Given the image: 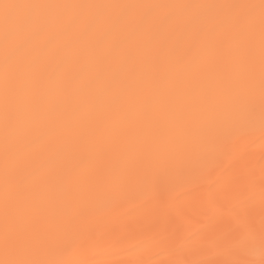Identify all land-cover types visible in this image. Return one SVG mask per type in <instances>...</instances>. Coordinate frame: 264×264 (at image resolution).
<instances>
[{
	"label": "snow or ice",
	"instance_id": "1",
	"mask_svg": "<svg viewBox=\"0 0 264 264\" xmlns=\"http://www.w3.org/2000/svg\"><path fill=\"white\" fill-rule=\"evenodd\" d=\"M240 57L238 105L194 149L146 143L131 122L117 147L99 126L106 115H131L143 89L167 78L161 66L194 84ZM257 124L264 132V0H0V264H85L98 239L112 240L100 251L108 254L128 233L113 239L106 228L98 238L95 225L129 201L122 215L143 218L129 232L144 237L127 251L195 248L207 237L185 234L191 214L168 195L194 175H215L191 190L205 200L208 246L264 264V168L258 193L253 172L217 173ZM42 226L62 259L44 258Z\"/></svg>",
	"mask_w": 264,
	"mask_h": 264
},
{
	"label": "bare ground",
	"instance_id": "2",
	"mask_svg": "<svg viewBox=\"0 0 264 264\" xmlns=\"http://www.w3.org/2000/svg\"><path fill=\"white\" fill-rule=\"evenodd\" d=\"M156 2H170V0H156ZM258 39V36H257ZM259 51L257 48V71ZM245 60L226 58L221 61L213 72L201 78L196 83L178 80L171 74L167 66H161L160 74L168 73L162 84L146 87L141 93L133 113L127 112L119 116L106 115L99 120V126L108 128L117 141L124 138L129 122L135 125L136 132L146 143L161 148L194 149L198 144L215 134L220 121L238 105L245 85ZM39 153H37V158ZM231 167L237 174L253 172L257 177L255 191L259 192L258 178L264 168V132L259 125L251 131L247 138L232 151L226 152L217 168V173L223 168ZM215 179L213 176L194 175L180 179L169 189V201L174 207L183 206L188 209L191 218L188 219L183 231L185 234L200 232L207 238L199 242L195 248H185L180 252H173L161 248H154L142 253L127 251L144 233L137 230L129 232L130 225L139 226L142 217H127L122 215L125 209L134 207V201H129L121 207L114 208L111 215L103 223L95 225L99 238L106 228L113 230V239L127 234L123 242L108 254L101 255L100 251L110 248L111 239H98V243L90 246L80 257L85 264H226L227 261H244L253 257L246 255H231L218 253L209 247L213 233L208 229V219L204 212L205 200L200 194L191 190L198 184H207ZM182 200H177L181 194ZM71 214V210L66 213ZM257 231L261 208L259 198L254 206ZM37 244L47 243L48 251L44 258L62 259L56 251L55 238L48 239V228L42 226L37 233ZM255 259L259 260L258 251Z\"/></svg>",
	"mask_w": 264,
	"mask_h": 264
}]
</instances>
